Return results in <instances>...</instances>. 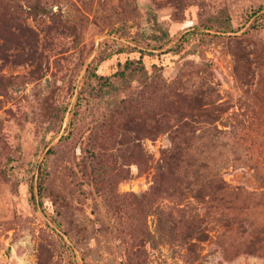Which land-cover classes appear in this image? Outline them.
I'll return each instance as SVG.
<instances>
[{"label": "rangeland", "instance_id": "1", "mask_svg": "<svg viewBox=\"0 0 264 264\" xmlns=\"http://www.w3.org/2000/svg\"><path fill=\"white\" fill-rule=\"evenodd\" d=\"M0 264H264V0H0Z\"/></svg>", "mask_w": 264, "mask_h": 264}]
</instances>
